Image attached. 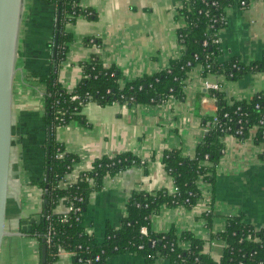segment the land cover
I'll use <instances>...</instances> for the list:
<instances>
[{
  "label": "crops",
  "instance_id": "obj_1",
  "mask_svg": "<svg viewBox=\"0 0 264 264\" xmlns=\"http://www.w3.org/2000/svg\"><path fill=\"white\" fill-rule=\"evenodd\" d=\"M185 0H79L96 19L79 17L67 25L73 35L65 61L58 68L63 86L74 89L82 78L80 64L96 54L106 67H115L131 81L169 68L186 49L181 31L186 26L179 15ZM56 10L43 0H24L19 34L18 57L13 87L12 147L6 229L22 232L21 221L42 211L39 184L46 176L43 123L45 87L39 76L51 67ZM87 39L99 41L89 45ZM222 60L239 59L244 64L264 61V0H255L246 9L226 10V26L218 33ZM218 82L229 100L248 101L264 96V71L249 73L239 80L224 76L204 78L198 66L184 81V98L170 97L156 105L89 102L82 110L84 122L72 121L55 130L56 139L78 161L66 177L75 183L89 171L96 159L131 154L146 161V169L132 167L107 177L103 187L91 194L83 228L98 244L108 229L118 231L127 205L135 192H173L172 176L165 168V156L179 151L193 158L207 132L206 120L213 119L217 101L206 82ZM255 132L240 139L222 138L223 155L213 186L199 183L202 199L192 208L163 207L151 216L150 227L158 234L190 232L205 241L204 250L215 261L224 254V244L214 235L224 231L227 218L243 216L256 229L264 228V143H256ZM57 213L67 212L61 200ZM212 213L211 220L206 217ZM25 234V233H24ZM36 238L7 236L0 252V264H40ZM53 264H74L71 253L62 252ZM106 264H174L167 258L147 263L144 258L124 253L110 257Z\"/></svg>",
  "mask_w": 264,
  "mask_h": 264
},
{
  "label": "trees",
  "instance_id": "obj_2",
  "mask_svg": "<svg viewBox=\"0 0 264 264\" xmlns=\"http://www.w3.org/2000/svg\"><path fill=\"white\" fill-rule=\"evenodd\" d=\"M239 1H244L248 8L255 0ZM43 2L54 7L57 14L53 40L49 45L50 70L41 76L31 74L45 87L43 123L48 132L44 143L46 176L39 184L43 201L41 220L25 232L39 243L40 264L43 247L45 264H53L61 251L71 253L74 264H106L110 257L124 253L138 255L147 263L163 257L174 264H264V228L256 229L247 224L243 216L228 217L224 231L212 237L224 244V254L219 261L205 252V241L190 232L178 235L171 230L158 234L150 227L151 216L163 207L195 206L202 199L200 182L211 186L215 184L224 150V136L245 139L254 131L256 143H264L263 95H255L248 101H234L229 100L222 90H208L217 101V112L213 119L206 120L207 132L197 146L195 157L184 158L179 151H172L164 159L165 168L172 176L177 191L135 192L127 205L126 216L121 219L120 229H108L102 244H98L83 228L91 194L103 187L107 177L117 176L132 167L145 170L146 161L131 154L103 157L96 159L91 169L81 174L75 183L65 184L78 157L67 152L55 137L57 128L75 120L84 122L82 110L89 102L101 106L112 103L156 105L170 97L183 99L184 81L188 73L198 66L204 78L222 75L232 81L249 73L264 71V61L247 65L239 59L222 60L218 33L226 26V10L235 5V0L184 1L179 15L186 23L181 31L186 49L183 57L172 61L168 69L126 81L118 69L106 67L96 54L90 61L80 64L82 78L72 90L66 89L58 77V68L65 61L73 42V35L66 27L74 24L79 17L96 19L97 16L91 9H83L79 0ZM86 43L98 45L99 41L87 39ZM74 96L78 98L74 100ZM262 157L264 159V154ZM63 199L67 205L74 207L66 219L64 214L56 211ZM206 217L210 221L212 213ZM51 228L53 235L48 243ZM143 228H146V234L142 233Z\"/></svg>",
  "mask_w": 264,
  "mask_h": 264
},
{
  "label": "water",
  "instance_id": "obj_3",
  "mask_svg": "<svg viewBox=\"0 0 264 264\" xmlns=\"http://www.w3.org/2000/svg\"><path fill=\"white\" fill-rule=\"evenodd\" d=\"M24 0H0V252L7 236H25L31 225L39 223L41 212L21 221L22 232L6 229L12 147L13 87L18 57L19 34ZM210 96V94H209ZM46 263L45 247L41 264Z\"/></svg>",
  "mask_w": 264,
  "mask_h": 264
},
{
  "label": "built area",
  "instance_id": "obj_4",
  "mask_svg": "<svg viewBox=\"0 0 264 264\" xmlns=\"http://www.w3.org/2000/svg\"><path fill=\"white\" fill-rule=\"evenodd\" d=\"M234 6H236L239 9H246L247 8L246 7V3L244 1H239V0H235V5ZM239 6H241L242 8L239 7ZM225 20H226V18H225ZM218 43H219V39H218ZM205 46H207V43H205ZM196 59H198V58L196 57ZM206 89L207 90H213V91H221L222 90V86L218 82H208L207 81L206 82ZM77 98H78L77 96L73 97L74 100L77 99ZM215 120H216V118H215ZM237 134H241V132H237ZM65 184H71V183H67L66 182ZM174 191H177V188H175ZM73 210H74V207L72 205H67V212L64 214V218L66 219L67 218L66 215L69 212L73 211ZM209 213H210V211L207 212V215H209ZM146 231H147L146 228L142 229V233L146 234ZM52 235H53V230L51 228V229H49L48 236H47L48 237L47 238L48 239V243L51 242ZM60 253H62V251ZM259 264H263V263H259Z\"/></svg>",
  "mask_w": 264,
  "mask_h": 264
}]
</instances>
